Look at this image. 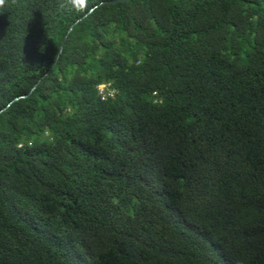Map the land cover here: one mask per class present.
I'll return each instance as SVG.
<instances>
[{"label":"trees","instance_id":"16d2710c","mask_svg":"<svg viewBox=\"0 0 264 264\" xmlns=\"http://www.w3.org/2000/svg\"><path fill=\"white\" fill-rule=\"evenodd\" d=\"M0 111V264H264V0H0Z\"/></svg>","mask_w":264,"mask_h":264},{"label":"water","instance_id":"95a60500","mask_svg":"<svg viewBox=\"0 0 264 264\" xmlns=\"http://www.w3.org/2000/svg\"><path fill=\"white\" fill-rule=\"evenodd\" d=\"M127 1H131V0H113V3H117V2H127ZM97 7H95V8H93L92 10H90V12L87 14V15H85L83 18H81L80 20H78V21H76L75 23H73L72 24V26L70 27V29H69V31L67 32V34H66V36H65V38H64V40H63V42H62V45H61V47H60V51H59V53H58V56H57V58H56V61H55V63L53 64V66L58 62V60L60 59V57H61V55H62V53H63V51H64V47H65V44H66V42H67V40H68V38H69V36H70V34H71V32L74 30V28L79 24V22L80 21H82L83 19H85L89 14H91V13H93V11L96 9ZM52 66V67H53ZM49 73V72H48ZM47 73V74H48ZM44 77H42L41 78V80L43 79ZM41 80L38 82V84L41 82ZM36 88V87H35ZM34 88V89H35ZM33 89V90H34ZM33 90H32V92H33ZM22 98H25V97H17V98H15V100L13 101V102H15V101H18V100H20V99H22ZM10 106V105H9ZM8 106V107H9ZM3 111H0V113H2Z\"/></svg>","mask_w":264,"mask_h":264},{"label":"clouds","instance_id":"9594fccd","mask_svg":"<svg viewBox=\"0 0 264 264\" xmlns=\"http://www.w3.org/2000/svg\"><path fill=\"white\" fill-rule=\"evenodd\" d=\"M101 86H105V90L103 91H100V88ZM98 90H99V93L102 95V96H108V97H114V95L116 94V91L114 89H110V85H99L98 86ZM114 92V93H113ZM113 93V94H112ZM264 231V217L262 219V222L258 225V227L255 229V231H253L251 234H256V233H261ZM233 264H245L244 262H241V261H237Z\"/></svg>","mask_w":264,"mask_h":264},{"label":"rangeland","instance_id":"374dc122","mask_svg":"<svg viewBox=\"0 0 264 264\" xmlns=\"http://www.w3.org/2000/svg\"><path fill=\"white\" fill-rule=\"evenodd\" d=\"M103 90H105V86H101V88H100V91H103ZM114 93V92H113ZM112 93V94H113Z\"/></svg>","mask_w":264,"mask_h":264},{"label":"snow or ice","instance_id":"6c2138e0","mask_svg":"<svg viewBox=\"0 0 264 264\" xmlns=\"http://www.w3.org/2000/svg\"><path fill=\"white\" fill-rule=\"evenodd\" d=\"M81 2H83V0H81Z\"/></svg>","mask_w":264,"mask_h":264}]
</instances>
